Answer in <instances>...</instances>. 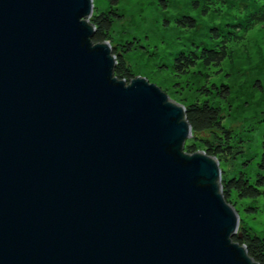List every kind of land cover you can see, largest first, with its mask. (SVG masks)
Here are the masks:
<instances>
[{"label":"water","instance_id":"obj_1","mask_svg":"<svg viewBox=\"0 0 264 264\" xmlns=\"http://www.w3.org/2000/svg\"><path fill=\"white\" fill-rule=\"evenodd\" d=\"M86 11L0 0V264H238L213 166L155 91L109 82Z\"/></svg>","mask_w":264,"mask_h":264},{"label":"clouds","instance_id":"obj_2","mask_svg":"<svg viewBox=\"0 0 264 264\" xmlns=\"http://www.w3.org/2000/svg\"><path fill=\"white\" fill-rule=\"evenodd\" d=\"M86 4L82 44L105 51L114 86L142 82L178 110L179 156L211 163L232 217L226 246L238 264H264V0Z\"/></svg>","mask_w":264,"mask_h":264}]
</instances>
